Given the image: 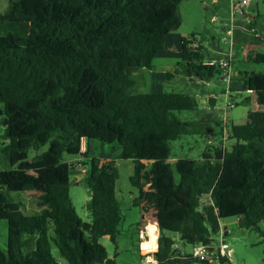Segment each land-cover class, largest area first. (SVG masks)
Segmentation results:
<instances>
[{"label":"trees","instance_id":"16d2710c","mask_svg":"<svg viewBox=\"0 0 264 264\" xmlns=\"http://www.w3.org/2000/svg\"><path fill=\"white\" fill-rule=\"evenodd\" d=\"M184 1L13 0L0 18V221L8 224L0 264H62L53 246L65 264H117L100 239L116 244L121 232L119 170L115 160L101 163L81 153L84 140L117 147L120 160L134 161L130 181L137 189L141 161L160 164L151 196L160 227L158 264H204L184 247L217 244L213 236L229 218L264 234V74H232L230 85L238 81L251 92L258 109L248 112L246 123L227 126L229 147L223 140L201 161L172 164L171 142L195 135L210 141L213 122L179 120L176 112L197 109L194 96L138 93L137 79L126 72L152 70L182 24ZM181 44V73L205 83L221 76L220 59L211 58L197 36L182 37ZM253 60L264 64V52ZM80 155L92 198L89 222L70 192L66 156ZM14 192L42 194L25 204L10 198Z\"/></svg>","mask_w":264,"mask_h":264},{"label":"rangeland","instance_id":"374dc122","mask_svg":"<svg viewBox=\"0 0 264 264\" xmlns=\"http://www.w3.org/2000/svg\"><path fill=\"white\" fill-rule=\"evenodd\" d=\"M13 0H0V18L5 17L10 4ZM243 0H185L180 7L182 24L180 28L170 35L168 38L169 53L164 58L156 59L153 63L152 70L126 67V72L134 76L138 81L136 92L148 93L155 92H174L186 93L194 96L197 100V109L193 111L176 112V116L181 121H197L202 117H209L213 123L214 136L209 141L208 137L202 136H183L182 138L171 142L172 154L170 162L173 164L177 159L192 158L197 161L202 160L203 153L209 149L219 146L222 141L228 138L227 126L232 124L246 123L247 114L251 110L258 109L253 97L247 91L243 93L232 94V97L225 98V91L229 90L230 84H227L221 79L220 75L215 76L209 82H201L197 78L191 79L187 77L181 70L177 68L180 62L177 51H171V41L178 38V46L180 37L191 38L197 36L203 41L206 47L205 51L209 53L211 58L223 57L230 47V35L224 32V26L231 27V23H243L246 18L237 10L239 3ZM250 5L244 7V11L253 15L263 16L264 4L263 0H248ZM235 4V5H234ZM258 4V9H257ZM235 25V26H236ZM235 31V30H234ZM252 36V34H249ZM172 36V37H171ZM234 38V36H233ZM245 50L244 61L237 57L231 61L232 74H236L240 69L248 72L264 74V64H257L253 60H248V51L259 53L264 52V49L251 46ZM222 55V56H221ZM252 55V54H251ZM225 57V56H224ZM244 57V58H245ZM179 69L178 71H176ZM161 72L172 73V76H163L162 81H157ZM167 73V74H168ZM159 79V78H158ZM215 96L217 100L210 102V96ZM223 96V101L220 100ZM251 98V99H250ZM250 99V100H249ZM249 100V101H248ZM233 104V107H228L227 104ZM211 106V107H209ZM213 106V107H212ZM217 106V107H216ZM216 107V108H215ZM209 108L214 110H209ZM264 111V108H261ZM211 111H213L211 113ZM213 118L220 122L221 127L214 123ZM1 130V129H0ZM1 133V131H0ZM94 147H97L99 142L94 141ZM231 140L224 142L225 147H229ZM95 155L100 156L101 149L95 148ZM111 146L106 145V149L110 152ZM47 149V148H44ZM118 148L113 149L114 152ZM34 153L31 152V155ZM71 164V197L75 208L80 218L89 222L90 210L92 207L91 192L88 187L86 177L82 173V168L74 167L72 157L66 156ZM0 167L5 168L1 161ZM120 177L117 181L116 191L117 198L121 203L123 212V220L120 225L121 232L118 236L117 243L110 241L108 236L100 239V242L105 246L109 257L117 264H142V254L139 249L138 229L142 222V212L140 208L132 204L134 197H139L140 189L135 188L130 177L134 174L135 163L132 160H119L117 163ZM32 197L28 193H11L10 198L15 201H20L29 204ZM29 214L35 213L34 210L28 211ZM264 230V222L260 224ZM222 227L226 228L218 236H213L216 242L225 243L231 251L232 264H264V234L241 228L238 218H229L222 221ZM7 232L8 224L6 221H0V249H7ZM226 233V234H225ZM50 234L53 235L52 227ZM222 234V235H221ZM224 236V238H222ZM182 246V245H181ZM184 250L188 253H193L194 249L191 245H186ZM53 255L62 263L65 264L59 257L56 247L53 246Z\"/></svg>","mask_w":264,"mask_h":264},{"label":"crops","instance_id":"0c3cea01","mask_svg":"<svg viewBox=\"0 0 264 264\" xmlns=\"http://www.w3.org/2000/svg\"><path fill=\"white\" fill-rule=\"evenodd\" d=\"M248 5H250V4H248ZM244 7H242V11H240L239 13L244 15L246 20L243 23H240V24H237V25H236V22H235L236 26H235V31H234L233 44L231 45V43H230V47H229L228 52L226 54H223V57H217V59H223V58H226L228 55H230L231 56V61L235 57H237L239 60L244 61V59H246V57H245L246 54H245V50L244 49H248L251 46H255V47H259L260 49H264V44H263V42H264V19L262 17L257 18V16L253 15L251 12L250 13L245 12L244 11ZM257 9H258V4H257ZM249 25H253L254 26L253 28H255V30H258L260 32V34H261L260 38H257V36L253 33L252 29L249 27ZM229 29L230 28H228V26H224V32L225 33H227L229 31ZM173 34H171V35H173ZM249 34H252V36H250ZM181 39H182V36L180 37L179 46H178V38L174 39L173 41H171V44H170L171 51L175 50V51L178 52V54L181 52V50H182ZM201 44H202L203 47H205L203 45V41L202 40H201ZM168 49H169V45H168V41H167L165 50L163 52H161L157 56L156 59H159L161 57L164 58L165 56H167V53H169ZM248 52L249 53H248L247 59L248 60H253L254 57H255L256 52H253V53H252V51H248ZM238 72H245V70L244 69H240L239 71H237V73ZM167 73L168 72H161L159 74V77H158L159 79L156 77V80L157 81H162L163 76H165ZM220 77L222 79V76H220ZM245 91H247V90H245L243 88V86L238 81H233L232 85L229 88V90L225 91L224 95H225V98L226 97H232V94L234 92L241 94V93H243ZM247 92H249V91H247ZM249 93L251 94V92H249ZM251 96H252V94H251ZM210 97L211 98H209V99L215 98L214 95L210 96ZM220 100L223 101V96H220ZM214 109H212V110H214ZM212 112L213 111H211V113ZM93 142L94 141L87 142L86 140H84L85 152L89 153L90 158H94V157L98 158V159H100L101 163H105V162H109V161H113V160H115L116 163L119 162L120 159L117 157L118 149H117L116 152L113 151V149H116L117 147H111L110 149H112V150H110V152H108V150L106 149V144L105 143H102V142L98 141L99 144H97V147H94V143ZM93 147H94V149L95 148H100L101 149V153H100L99 157H97V155H95L94 150H92ZM159 166H160L159 163H155V162H152V161H146V160L141 161V168L143 170V181H142L141 188H140V195H139V197H134L133 201H132V204L134 205V203H135L136 205H138V207L140 208V210L142 212V222L140 224V227H143L151 219L156 218V210L151 206V196L155 192V189L153 187V178L156 175L157 169L159 168ZM28 194H30L33 197V196L41 195L42 192H34V193H28ZM32 197H30V198H32ZM221 231L222 232L226 231V228L225 227L223 228L222 224H221ZM223 238H224V236H223ZM140 242L141 241H139V244H140ZM146 246H148V245H146Z\"/></svg>","mask_w":264,"mask_h":264},{"label":"built area","instance_id":"2783aa9c","mask_svg":"<svg viewBox=\"0 0 264 264\" xmlns=\"http://www.w3.org/2000/svg\"><path fill=\"white\" fill-rule=\"evenodd\" d=\"M249 4L248 0H243L239 3L238 12L242 11V7ZM235 30V22L231 23V27L227 34L230 35L231 45L233 44V36ZM199 44L194 43L193 48H196ZM220 69L222 79L227 83L231 84L232 81V69H231V56L228 55V58H223L217 61ZM210 64H214L213 62ZM228 97H226L227 99ZM228 107H233V104H227ZM209 110H212L209 108ZM224 141H226L224 137ZM85 152L84 141L81 144V153ZM84 158L82 155L75 157L72 160L74 167L82 168V173L85 175L87 169L83 166ZM158 222L156 218L148 221L143 227H140L138 232V237L140 239L139 249L142 254V264H158L155 253L158 250V237L159 229L157 227ZM156 225V226H155ZM222 232V231H221ZM223 238V237H222ZM153 239V241H152ZM148 245V246H146ZM156 246V249L154 247ZM194 257L202 261L204 264H232L231 251L228 249L227 244L223 240L213 246L200 244L194 248ZM226 260V261H225ZM198 264V263H194Z\"/></svg>","mask_w":264,"mask_h":264},{"label":"water","instance_id":"95a60500","mask_svg":"<svg viewBox=\"0 0 264 264\" xmlns=\"http://www.w3.org/2000/svg\"><path fill=\"white\" fill-rule=\"evenodd\" d=\"M0 116H2V111H0ZM7 121L5 120V123H6ZM224 221V220H223ZM157 227H158V229L160 228L159 227V225L157 224Z\"/></svg>","mask_w":264,"mask_h":264}]
</instances>
